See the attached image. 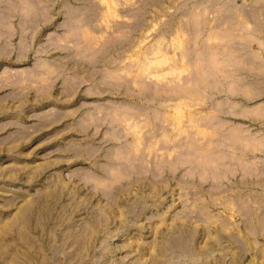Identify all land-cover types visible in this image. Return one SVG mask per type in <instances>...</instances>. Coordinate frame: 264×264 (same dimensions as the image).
I'll return each instance as SVG.
<instances>
[{"label": "rangeland", "instance_id": "rangeland-1", "mask_svg": "<svg viewBox=\"0 0 264 264\" xmlns=\"http://www.w3.org/2000/svg\"><path fill=\"white\" fill-rule=\"evenodd\" d=\"M0 32V264H264V0H0Z\"/></svg>", "mask_w": 264, "mask_h": 264}, {"label": "bare ground", "instance_id": "bare-ground-1", "mask_svg": "<svg viewBox=\"0 0 264 264\" xmlns=\"http://www.w3.org/2000/svg\"><path fill=\"white\" fill-rule=\"evenodd\" d=\"M3 21V20H2ZM3 29V31H4V28H2ZM0 34H1V32H0ZM1 48V47H0ZM3 50H4V48H3ZM7 50V49H6ZM5 51V50H4ZM249 57V56H248ZM247 61V60H246ZM238 63V62H237ZM240 66V65H239ZM232 67V66H231ZM234 68V67H233ZM237 68H239V67H237ZM236 70V69H235ZM240 70V69H239ZM234 71V70H233ZM254 89V88H253ZM240 132V131H239ZM241 135V134H240ZM238 136V135H237ZM236 136V137H237ZM232 137H233V135H232ZM241 137V136H240ZM243 140V139H242ZM245 140V139H244ZM207 141V140H206ZM242 148V147H241ZM247 150V149H246ZM137 157V156H136ZM197 157V156H196ZM245 157V156H244ZM132 159V158H131ZM246 159V158H245ZM159 161V160H158ZM210 162V161H209ZM128 163V162H127ZM243 163V162H242ZM256 163V162H255ZM124 164V163H123ZM139 165V164H138ZM125 166V165H124ZM233 166V165H232ZM251 166V165H250ZM126 167V166H125ZM129 167V166H128ZM134 167V166H133ZM139 167V166H138ZM137 167V168H138ZM151 167V166H150ZM245 167V166H244ZM130 168V167H129ZM231 168V167H230ZM242 169V168H241ZM248 170V169H247ZM199 171V170H198ZM243 171H245V170H243ZM260 171V170H259ZM249 173V172H248ZM251 173V172H250ZM264 174V173H263ZM221 175V174H220ZM242 176H243V174H242ZM248 179V178H247ZM259 180H261V179H259ZM247 181V180H246ZM251 182V181H250ZM260 223V222H259ZM262 223V222H261ZM181 239V238H180ZM182 241H179L178 243H181ZM183 244H184V242H182ZM181 243V244H182ZM185 243H186V241H185ZM174 244V243H173ZM185 245V244H184ZM184 245H183V248L185 249V247L187 246V245H185V247H184ZM176 246V245H175ZM178 248V247H177ZM180 248V247H179ZM183 249V250H184ZM187 249V248H186Z\"/></svg>", "mask_w": 264, "mask_h": 264}]
</instances>
